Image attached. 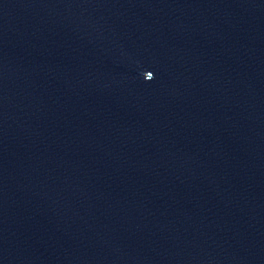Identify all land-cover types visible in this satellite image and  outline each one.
<instances>
[{
	"label": "water",
	"instance_id": "95a60500",
	"mask_svg": "<svg viewBox=\"0 0 264 264\" xmlns=\"http://www.w3.org/2000/svg\"><path fill=\"white\" fill-rule=\"evenodd\" d=\"M0 264H264V125L43 0H0Z\"/></svg>",
	"mask_w": 264,
	"mask_h": 264
}]
</instances>
